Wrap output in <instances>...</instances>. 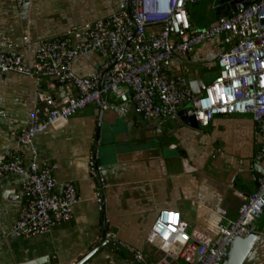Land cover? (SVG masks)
Listing matches in <instances>:
<instances>
[{"label": "crops", "instance_id": "0c3cea01", "mask_svg": "<svg viewBox=\"0 0 264 264\" xmlns=\"http://www.w3.org/2000/svg\"><path fill=\"white\" fill-rule=\"evenodd\" d=\"M212 2L188 7L194 28L213 24L234 9ZM121 8L123 0H0V36L9 41L8 52L30 63L43 41ZM222 47L220 38L204 41L188 55L174 57L168 73L186 76L192 93H200L201 83L217 74ZM102 62L98 52H89L74 60L72 68L93 75ZM48 96L58 103L75 96V90L49 76L0 72V155L9 150L25 164L36 159L51 170L56 190L70 183L78 200L69 221L30 237L18 236L13 226L29 195L21 175L0 176V264H135L116 247L96 249L103 236L136 249L148 262L157 261L163 252L149 238L163 209L180 213L193 241L211 245L264 175V159L257 157L262 137L250 113L216 115L207 126L194 127L178 114L145 119L133 108L122 115L90 105L63 128L36 134L32 150L18 143L16 133L33 116L45 117ZM108 100L115 102V97L110 94ZM187 109L185 104L179 112L187 114ZM253 229L264 232V213ZM236 255L241 256L237 264H264V235L237 246Z\"/></svg>", "mask_w": 264, "mask_h": 264}, {"label": "built area", "instance_id": "2783aa9c", "mask_svg": "<svg viewBox=\"0 0 264 264\" xmlns=\"http://www.w3.org/2000/svg\"><path fill=\"white\" fill-rule=\"evenodd\" d=\"M200 1L123 0L119 11L40 43L30 63L22 55L8 52L10 43L0 36L1 73L36 79L49 76L75 90V96L58 103L48 96L45 117L33 116L30 125L16 133L18 143L33 150L36 134L63 128L73 114L90 105L122 115L133 108L141 117L152 119L175 116L187 104V114L202 127L216 115L250 113L262 137L257 157L264 159V0H213L212 6L226 3L234 9L213 24L193 28L188 7ZM213 38H220L223 44L216 59L217 74L200 93L193 94L186 76L170 75L168 70L174 57L186 56ZM89 52H98L103 62L93 75H80L72 62ZM110 94L115 102L108 100ZM7 173L21 175L29 195L13 226L16 235L43 233L73 217L78 200L74 186L67 183L56 190L51 170L41 168L36 159L25 164L6 150L0 155V176ZM263 213L264 175L236 217L220 227L211 245L193 241L180 213L163 209L149 238L163 252L157 261L148 262L141 252L125 247L137 264H221L235 238L264 235L253 229V222Z\"/></svg>", "mask_w": 264, "mask_h": 264}, {"label": "water", "instance_id": "95a60500", "mask_svg": "<svg viewBox=\"0 0 264 264\" xmlns=\"http://www.w3.org/2000/svg\"><path fill=\"white\" fill-rule=\"evenodd\" d=\"M194 28V27H193ZM204 86L205 84L204 83H201V88L204 89ZM194 93L193 94H197L198 92L197 91H193ZM179 117L184 120L185 123L191 125V126H194V127H197L198 126V123L195 119L194 116H189L188 114H183V113H178ZM176 116V115H175ZM256 236L254 234H251L247 237H243V238H235L232 243L230 244V247H229V250H228V254H227V257L224 261L223 264H237L238 262H240V259H241V256H237L236 255V247L237 246H240L242 244H245V245H250L254 240H255ZM109 246H112V247H116L118 249H121L123 250L132 260H134L133 258V255L127 251L128 249H126L125 246L121 245L120 243H118L117 241H113L111 238L108 239L106 238L105 236H103V238L101 239V242L99 243V245L96 247L97 248H104V247H109ZM96 249H92L89 251V254L86 255L84 258L88 257L90 254L94 253ZM135 261V260H134ZM82 260H80L78 263L76 264H81ZM135 264L136 261H135Z\"/></svg>", "mask_w": 264, "mask_h": 264}, {"label": "rangeland", "instance_id": "374dc122", "mask_svg": "<svg viewBox=\"0 0 264 264\" xmlns=\"http://www.w3.org/2000/svg\"><path fill=\"white\" fill-rule=\"evenodd\" d=\"M196 5H197V6H200V5H201V3L195 4V6H196ZM199 24H201V23H199Z\"/></svg>", "mask_w": 264, "mask_h": 264}, {"label": "trees", "instance_id": "16d2710c", "mask_svg": "<svg viewBox=\"0 0 264 264\" xmlns=\"http://www.w3.org/2000/svg\"><path fill=\"white\" fill-rule=\"evenodd\" d=\"M222 10H223V11H226V8H225V7H223V8H222ZM227 12H228V11H227Z\"/></svg>", "mask_w": 264, "mask_h": 264}]
</instances>
